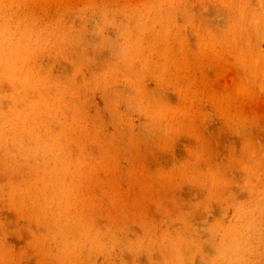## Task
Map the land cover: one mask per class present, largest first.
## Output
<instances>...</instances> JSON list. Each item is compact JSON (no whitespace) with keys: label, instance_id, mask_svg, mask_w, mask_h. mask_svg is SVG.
Masks as SVG:
<instances>
[{"label":"clouds","instance_id":"obj_1","mask_svg":"<svg viewBox=\"0 0 264 264\" xmlns=\"http://www.w3.org/2000/svg\"><path fill=\"white\" fill-rule=\"evenodd\" d=\"M0 264H264V0H0Z\"/></svg>","mask_w":264,"mask_h":264}]
</instances>
